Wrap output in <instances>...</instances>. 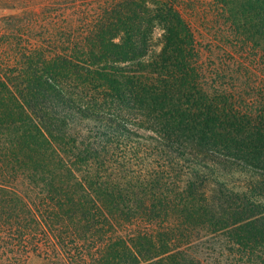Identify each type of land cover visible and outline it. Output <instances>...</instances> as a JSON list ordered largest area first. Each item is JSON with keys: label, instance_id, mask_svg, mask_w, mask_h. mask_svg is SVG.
<instances>
[{"label": "trees", "instance_id": "16d2710c", "mask_svg": "<svg viewBox=\"0 0 264 264\" xmlns=\"http://www.w3.org/2000/svg\"><path fill=\"white\" fill-rule=\"evenodd\" d=\"M0 9V264H264V0Z\"/></svg>", "mask_w": 264, "mask_h": 264}, {"label": "rangeland", "instance_id": "374dc122", "mask_svg": "<svg viewBox=\"0 0 264 264\" xmlns=\"http://www.w3.org/2000/svg\"><path fill=\"white\" fill-rule=\"evenodd\" d=\"M9 11H10L9 9H4V10L0 9V14L9 12ZM191 18L193 21L195 34L202 43L203 40L206 38L205 29H203L202 25H200V21L198 20V15H196V13ZM225 176L230 182H233L235 186H238V187L240 186V188L244 187L251 178L250 175L244 172H241V171H235L233 169L228 170V175H225Z\"/></svg>", "mask_w": 264, "mask_h": 264}]
</instances>
